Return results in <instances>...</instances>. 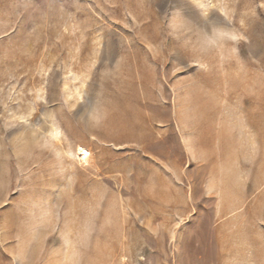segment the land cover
<instances>
[{"label": "rangeland", "instance_id": "obj_1", "mask_svg": "<svg viewBox=\"0 0 264 264\" xmlns=\"http://www.w3.org/2000/svg\"><path fill=\"white\" fill-rule=\"evenodd\" d=\"M0 264H264V0H0Z\"/></svg>", "mask_w": 264, "mask_h": 264}, {"label": "clouds", "instance_id": "obj_2", "mask_svg": "<svg viewBox=\"0 0 264 264\" xmlns=\"http://www.w3.org/2000/svg\"><path fill=\"white\" fill-rule=\"evenodd\" d=\"M203 13L206 15L207 12L206 11H203ZM227 34H229L226 30H224L223 28L221 27H218V26H213L211 28V31L209 33H206V40L211 43L215 40L216 37H226ZM115 70H119V67L118 65L116 66ZM86 85L85 84H81L80 85V89L75 93V98L77 100V102H80L83 100L84 98V92L83 90L85 89ZM41 99H43V97H41ZM73 107H75V105H73ZM101 114L98 112V110L93 107L89 110L88 112V119L91 120L92 122H99L101 120ZM12 121L13 122H21V123H27V120L26 118L24 117H13L12 118ZM56 134H59L58 132L56 131H50L48 133V136L50 137H55ZM45 143H47V141H45Z\"/></svg>", "mask_w": 264, "mask_h": 264}, {"label": "bare ground", "instance_id": "obj_3", "mask_svg": "<svg viewBox=\"0 0 264 264\" xmlns=\"http://www.w3.org/2000/svg\"><path fill=\"white\" fill-rule=\"evenodd\" d=\"M77 154L80 156L81 159L85 160L87 155H88V152L83 147H79L78 150H77ZM113 233H115V231L114 232H110L111 235Z\"/></svg>", "mask_w": 264, "mask_h": 264}, {"label": "snow or ice", "instance_id": "obj_4", "mask_svg": "<svg viewBox=\"0 0 264 264\" xmlns=\"http://www.w3.org/2000/svg\"><path fill=\"white\" fill-rule=\"evenodd\" d=\"M227 36L230 37V39L232 40H236V39H239V37H237L236 35H230V34H227ZM59 135V134H56V136Z\"/></svg>", "mask_w": 264, "mask_h": 264}]
</instances>
